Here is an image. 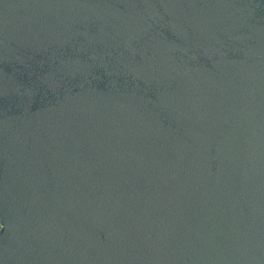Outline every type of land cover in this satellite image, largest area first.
Wrapping results in <instances>:
<instances>
[{
    "label": "water",
    "instance_id": "1",
    "mask_svg": "<svg viewBox=\"0 0 264 264\" xmlns=\"http://www.w3.org/2000/svg\"><path fill=\"white\" fill-rule=\"evenodd\" d=\"M0 264H264V0H0Z\"/></svg>",
    "mask_w": 264,
    "mask_h": 264
}]
</instances>
